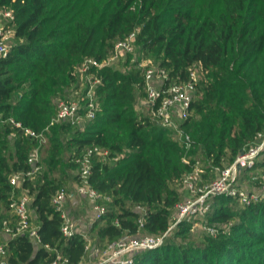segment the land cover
I'll use <instances>...</instances> for the list:
<instances>
[{
  "label": "trees",
  "instance_id": "obj_1",
  "mask_svg": "<svg viewBox=\"0 0 264 264\" xmlns=\"http://www.w3.org/2000/svg\"><path fill=\"white\" fill-rule=\"evenodd\" d=\"M3 7L13 11L15 31L0 56V200L6 207L19 190L9 176L28 167L29 148L37 144L9 118L38 128V118L54 112L46 93L71 76L73 61L101 60L117 39L135 31L138 49L151 52L169 79H186L195 61L203 67L191 112L180 123L189 145L136 110L144 95L142 69L100 68V108L84 128L49 123L40 162L50 173L21 183L32 197L30 220L39 241L26 232L0 235L5 264H53L55 251L66 256V264L87 257L84 232L65 236L61 211L52 203L56 189L65 186L62 164L77 170L74 157L85 146L106 148L112 158L122 152L111 163L92 158L89 183L111 197L89 230L100 245L124 233H164L183 195L173 181L196 159L223 166L264 130V0H0ZM255 168L257 163L248 169ZM136 204L145 206L142 226ZM210 204L201 223L222 222L228 229L219 226L214 234L203 230L196 236L199 218H182L159 245L137 252L133 264H264V199L240 204L236 196L214 194Z\"/></svg>",
  "mask_w": 264,
  "mask_h": 264
},
{
  "label": "built area",
  "instance_id": "obj_2",
  "mask_svg": "<svg viewBox=\"0 0 264 264\" xmlns=\"http://www.w3.org/2000/svg\"><path fill=\"white\" fill-rule=\"evenodd\" d=\"M13 11L11 8L3 7L0 9V56H5L10 45L9 39L14 37V27L12 26ZM136 40V32L131 31L122 38L117 39L112 47L114 55L123 52H132ZM83 60V59H82ZM101 60H97L93 56L84 57L82 71L85 72L88 81L87 88L83 91L80 98L78 96H68L61 101L56 112L50 120V124L71 122L75 123L81 119L89 120L95 116L99 101L95 99L97 96V86L101 82L99 69L102 67ZM203 67L201 62L195 61L188 66V77L184 80L169 79L168 71L159 65H148L143 70L144 73V95L138 98V102L144 108V112L149 113L150 117L156 122L168 127L176 140L180 143L189 145L191 138L181 126V121L186 118L191 112L190 104L197 94V84L202 77ZM74 98V99H73ZM9 121L15 126L23 130L24 135L36 139L38 132H34L30 127L24 126L20 121L14 120L12 117ZM40 141V139H36ZM248 148H240L229 165L218 166L213 165L212 169L215 174L206 184L202 180L204 169L200 165V160L196 159L190 170L184 172L180 179L182 189L186 193L177 202L175 208L178 210L177 216L170 223L167 230L162 234H130L124 233L120 238L109 241L105 244V250L109 252L106 260L110 264H133L134 256L137 252L152 248L159 245L166 232L182 218L196 216L204 218L209 211L210 197L214 194H230L239 197L242 204H248L254 200V194L248 190L240 188L237 185L239 174L244 169L254 166L258 161V152L264 148V130L257 133V140L247 145ZM108 149L101 148L97 145H87L80 153L74 157L78 166V182L76 184V193L92 208L95 218L101 216L107 210V201L110 196L101 194L90 183L89 175L91 172L92 158L98 155H108ZM120 154H115L114 159ZM185 161L187 159L184 158ZM28 167L24 170H18L10 174L9 182L13 187L21 189L20 194H12L7 203L12 219H3L1 221L2 233L9 237L18 234L27 233L35 241H39V235L34 225L30 220L29 202L31 195L26 188L21 186L25 178H36L41 173V163L39 149L33 146V149L27 156ZM264 178V174L261 175ZM69 193L64 186L56 189L52 196V203L61 211L62 223L61 231L65 236H70L77 229V224L64 208L65 201L69 199ZM134 209L139 213V225H143L145 214V206L136 204ZM195 218V217H194ZM203 228L210 234L216 233L217 226L213 224L203 223ZM85 248L90 256H98L100 249L96 244H91V240L85 235ZM6 248L4 242L0 243V264H5ZM66 256L55 251V256L52 260L53 264H66Z\"/></svg>",
  "mask_w": 264,
  "mask_h": 264
},
{
  "label": "rangeland",
  "instance_id": "obj_3",
  "mask_svg": "<svg viewBox=\"0 0 264 264\" xmlns=\"http://www.w3.org/2000/svg\"><path fill=\"white\" fill-rule=\"evenodd\" d=\"M13 41H14V37H11L9 39V43H11ZM82 59L84 60V58H81L80 60L73 61L72 69L70 71H68V73L71 76H69L68 79H65V82L62 85H60V87L56 88L54 90V92L46 93V97L50 99V101L53 105V109H54L53 111L54 112L51 114L50 117L49 116H45V117L41 116L39 118L46 121V120H48V117H49V120L44 122V121L39 120V118H38V128L28 126L34 132H38V133H36L37 134L36 139H40V141H37V144H35L33 146L38 147L40 159L42 156V152L44 151L46 145L48 144V133L47 132H49V127H50L49 123H50L51 118H53V116L56 112V108H57L58 104L61 101L65 100V98H67L68 96H78L80 98L83 91L87 88L88 81L86 79L85 72L82 71V67H81L83 64ZM101 62H102L101 63L102 67L109 66L113 69H118L121 71H125V70L128 71L132 67H137V68L144 70L147 67V64L148 65L151 64L154 66L157 64L156 58L154 55H152L151 52L142 53L138 49V46L136 44L134 45V49L132 52H123L121 54L118 53L117 55H114L112 50H111V52L105 58H103V60ZM20 88L21 89H19V90H21V93H22L23 90H25V89H23V87H20ZM18 93H20V92H18ZM14 98H16V97L14 96ZM95 99L98 100V95L95 96ZM135 107H136L137 111H140V112L144 111V108L140 102L136 103ZM97 108L98 109L100 108V103L97 105ZM85 122H86L85 119H81V120H79L75 123H72V124L75 125L76 127L80 128V129H83L85 124H86ZM62 136L67 137L68 134L64 133ZM8 138H10V137L8 136ZM243 147L246 149L248 148L247 145H245ZM9 148L10 149L12 148V140L9 141ZM32 149H33V147L29 148L28 154L30 153V151ZM107 153H108V155L107 154L104 156L98 155V157L101 158V160L108 161L111 163L113 158L111 156L109 157V151H107ZM118 154H120V153H118ZM184 158H185V156H184ZM232 160L230 162L225 163L223 166L229 165V163H231ZM41 165H42L41 172L44 171L45 173L49 174L50 170H48L45 167V164L41 163ZM200 165L204 169V172L202 174V180L204 181V184H206V182H208L212 177H214L215 172L212 169V167H210V164L206 161L200 160ZM62 166H63V168H65V170H66L65 173L67 176L64 187L66 188V190L69 193L72 194L71 196H69V199L65 201L64 208L67 210V212L70 213V215L74 219L75 223L77 224V229H80L84 233H86L85 235L91 240V244H93V243L96 244L95 239L92 236L93 232L91 233L89 231L91 228L90 226H91L92 222L96 218H95L94 213L92 211V208L90 207L88 202H86L85 199L81 198L76 193V184L78 182V179L76 178V174L78 173V171L76 169H70L68 166H64V164H62ZM256 172H257L258 176L254 175V173H256ZM68 173H69V175H68ZM262 174H264V148L259 150V152H258L257 168H255L254 170H251V169L245 170L244 169V171H241L239 174V176H240L239 181L237 182V185L240 188L248 190L249 193L254 194L255 197H254V200H252V201L264 199V178H262V176H261ZM173 186L177 190L182 191L183 194L186 193L184 191V189H182V186L180 184V179L173 181ZM20 191H21V189L19 188V190L15 191L14 194L19 195ZM238 198L239 197H237V199ZM238 202L240 204H242L239 199H238ZM8 209L9 208L6 207V205L3 204V202L0 200V220L1 221L3 219H7V218L12 219L14 217L10 212H8ZM177 212H178L177 209L173 210V213L171 214L170 223H172L174 218L177 216ZM193 217H196V216H193ZM215 224L217 227L224 226V228H227V229L229 228V225L226 223L218 222ZM0 230H1V227H0ZM203 230H205V229L203 228V224L201 223V218H199L196 221V225H194L193 232L196 234V236H199L200 232H202ZM106 243L103 242L100 245L96 244V246L100 249V254L98 256L92 257V256H90L89 253H87V257H84V260L80 264H110L106 260V257L109 254V252L106 251L105 247H104Z\"/></svg>",
  "mask_w": 264,
  "mask_h": 264
},
{
  "label": "crops",
  "instance_id": "obj_4",
  "mask_svg": "<svg viewBox=\"0 0 264 264\" xmlns=\"http://www.w3.org/2000/svg\"><path fill=\"white\" fill-rule=\"evenodd\" d=\"M7 207H8V206H7ZM8 212L11 213V211H10L9 209H8ZM31 213H32V210L30 211V214H31ZM0 235H1V237H3V238H6V237L8 236V235H5L4 233H2V230H0ZM87 253H89V252H87ZM83 260H84V258H83ZM83 260H82V261H83ZM82 261H81V262H82ZM81 262H80V263H81Z\"/></svg>",
  "mask_w": 264,
  "mask_h": 264
}]
</instances>
